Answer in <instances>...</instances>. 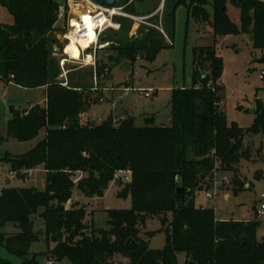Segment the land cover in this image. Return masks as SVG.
Returning <instances> with one entry per match:
<instances>
[{"label":"trees","instance_id":"obj_1","mask_svg":"<svg viewBox=\"0 0 264 264\" xmlns=\"http://www.w3.org/2000/svg\"><path fill=\"white\" fill-rule=\"evenodd\" d=\"M1 1L13 22L0 23V83L45 90L43 105L12 108L7 122L8 135L19 141L32 140L42 129L44 136L24 154L2 160L18 179L43 166L45 184L0 190V224L15 226V231L0 234V245L21 264H54L63 258L70 264H180L181 252L183 264H263L264 240L256 239L257 219L229 223L217 219L212 207L195 202V196L211 186L215 170H235L240 159L248 157V147L241 149L244 135L264 131V107L259 102L248 127L228 123L220 114L222 58L213 46L194 48L192 84L172 89L169 125L153 124L149 118L136 126L133 117L117 119L112 114L91 123L82 118L98 101L88 90L91 86L71 78L63 85L51 55L53 45H58L52 35L58 6H66L67 0ZM179 3L186 4L192 16L209 22L215 35L248 33L253 48L264 53V0H164L162 19L171 26ZM228 3L237 8L238 23L229 18L228 9L223 12ZM157 5L141 13L126 11L146 15ZM206 6L212 8V20ZM117 20L121 33L109 39L104 31L105 48L135 56L141 49L152 60L171 45L164 36L152 35L153 29L129 36L132 20ZM95 56V67L87 72L98 77L109 67L106 57ZM120 171H127L129 179L118 195L130 196L131 206L107 210V227L94 228L86 221L87 204L79 198L102 196ZM156 215L166 242L150 248L146 238L152 232L147 236L141 227ZM40 239L53 243L44 252L51 263H41L37 259L41 253L30 251ZM0 264L15 263L0 257Z\"/></svg>","mask_w":264,"mask_h":264},{"label":"rangeland","instance_id":"obj_2","mask_svg":"<svg viewBox=\"0 0 264 264\" xmlns=\"http://www.w3.org/2000/svg\"><path fill=\"white\" fill-rule=\"evenodd\" d=\"M156 2H158V7L161 0L142 3L138 0H116L114 6H122L124 13L130 14L126 10L141 13L144 8L154 6ZM226 7L229 18L238 23L237 8L229 3ZM206 10L208 18L212 20V8L206 6ZM73 14V6L66 5L64 16L56 18L52 35L57 40L58 46L65 44L63 35L67 34L70 29L69 18ZM118 17L132 20L129 36L137 33V21L116 15L112 21L114 24H119V27ZM12 22V14L0 0V23L10 24ZM160 24L165 35L154 28L151 34L164 36V41L171 42V45L162 48L152 60L146 59L141 49L136 50L135 56L113 47L105 48L106 43L101 44V47L104 46L103 49H99L100 46L97 45L95 49L92 47L86 51L93 53L95 50L94 54L97 53L99 58L106 57L104 61L108 64L109 70L96 77L95 73L92 76L87 72L90 67H95L96 56H93L94 65H85L82 59H70L61 50H53L51 55L57 60L60 72L57 79L64 80L60 76L63 72L60 59L66 57L67 60L63 65L66 78L77 80L86 87L91 86L88 89L89 92L97 98L104 99L90 105L87 111L89 120L98 123L112 114L118 117L131 116L136 126L145 125L149 118L153 119V124L169 125L172 89L189 87L192 84L194 48L212 45L222 58V71L218 78L223 95L220 109L225 114L228 123L235 122L241 127L250 126L255 117V104L259 102L264 107V75L263 78L259 77V72L264 71V64L257 62L262 53L253 48L250 35L244 32L215 35L209 22L199 20L189 14L184 3L176 5L172 26L164 18H161ZM119 27L117 29L110 27L104 33L109 39L116 38L115 33H121V30H118ZM148 88L152 90L150 96H144L143 92L138 91ZM44 101L45 90L43 87L23 88L10 82L8 84L0 83V190L12 186L44 187L45 169L43 166L32 169L24 178L18 179L10 173L8 166L2 160L6 155L24 154L45 133L42 129L37 137L28 141H19L8 135L7 122L11 117L10 107L14 106L17 110H23L29 104L43 105ZM243 145L248 147V157L241 158L235 170L213 172V178L216 176L218 183L217 193L213 197H207L202 190L195 196V202L202 206L212 207L217 219L229 223L257 219L256 239L261 241L264 240V213L257 214V209L261 203H264V131L254 134L246 133L243 137ZM126 172H118L102 196L89 200L83 197L79 198L82 203L87 204L86 221L94 228L107 227V210L130 208V196L118 195L121 186L128 179ZM224 176L225 179H223ZM116 179L119 180L118 185L114 184ZM234 180L236 181L233 182ZM168 217H170V213H168ZM159 218L157 215L150 216L141 227V232L147 236L148 232H152L146 238L150 248H161L166 242V234L164 230H161ZM36 224L40 225L39 222ZM12 231H15L12 222L0 224V234ZM52 247L53 243L40 239L31 244L30 251L41 253L37 259L41 263H46L47 258L50 257L44 252ZM0 257L8 258L15 264H21L20 260L7 252L2 245H0ZM184 259L185 253H179L180 264H183ZM54 264H70V262L67 258H63Z\"/></svg>","mask_w":264,"mask_h":264},{"label":"built area","instance_id":"obj_3","mask_svg":"<svg viewBox=\"0 0 264 264\" xmlns=\"http://www.w3.org/2000/svg\"><path fill=\"white\" fill-rule=\"evenodd\" d=\"M67 5L69 6H73V10H74V14L69 18V31L67 34H64V40H65V44L62 46L61 51L63 52L64 55L68 56V53H64V48L67 42L70 41V37H69V33L72 32L75 36L76 39H79L81 37H85L87 35L88 32V28H89V24L85 22V20L83 19V17L87 16L90 18V26L91 29L94 31L95 33V38L93 40H91L89 42V47H87L86 49L82 50V57L84 55H91L92 57L95 56V50L93 51V53L91 52H87V49H91L92 47L101 46L100 42H99V37L100 35L106 31L108 28L113 27V25H109L107 19L112 20V18L116 15L119 16H125V17H129L131 19H133L134 21H137V23L139 22H144L147 25L151 26L154 29H157L161 34H164V31L161 27V18H162V6L159 5L155 11L146 14V15H132V14H128V13H124L123 7L122 6H107V5H100L98 4V2H96L95 0H67ZM66 12V6L65 5H59L58 6V10H57V17L58 18H62L64 16ZM157 15V21H153L152 18L153 16ZM75 18L76 19V23L72 24L71 20ZM114 25H118L117 23H115ZM113 28H118V27H113ZM70 58V57H69ZM94 58V57H93ZM71 59V58H70ZM66 57H62L60 59V65L62 68V73L60 74L61 77L64 78V80L61 81V83L63 85H67V80H66V72L63 69V65L64 62L66 61ZM82 62L86 65V63L82 60ZM90 65H94V60L91 63H88ZM264 75V71L261 70L259 72V77L263 78ZM12 77V75H11ZM138 91L143 92L144 96H150L152 90L150 88L142 90L139 89ZM98 100L101 102L104 99L102 97H99ZM112 105H114L112 103ZM216 171V170H215ZM214 171V172H215ZM226 177L224 176L223 179H225ZM128 180V179H127ZM212 187L210 186L209 188L204 189V193L205 196L207 197H213L216 193H217V178L216 176L213 178V183ZM264 213V203H261L259 208L257 209V214H262ZM47 263H51V261H47Z\"/></svg>","mask_w":264,"mask_h":264},{"label":"bare ground","instance_id":"obj_4","mask_svg":"<svg viewBox=\"0 0 264 264\" xmlns=\"http://www.w3.org/2000/svg\"><path fill=\"white\" fill-rule=\"evenodd\" d=\"M107 21H108L109 25H114L112 20L107 19ZM74 22L76 23L75 18H73L71 20L72 24H74ZM88 33H89V28H88L87 35L85 37H81L79 39H76L74 34L72 32H70L69 33L70 41L66 43L65 48H64V53H68V55L71 59H75V60L82 59L86 64L93 62V57L91 55H87V56L84 55L83 57L81 55L82 50L89 47V42L91 40H93V38L89 39ZM91 33L95 37V33L92 29H91ZM73 51L75 52V54H73ZM90 59H91V62H89Z\"/></svg>","mask_w":264,"mask_h":264},{"label":"water","instance_id":"obj_5","mask_svg":"<svg viewBox=\"0 0 264 264\" xmlns=\"http://www.w3.org/2000/svg\"><path fill=\"white\" fill-rule=\"evenodd\" d=\"M95 1L98 2V4H100V5L112 6V5H114V3H115L116 0H95ZM163 1H164V0H161V3H160L161 6H163ZM222 10H223V12H225V11L227 10L226 6H223V7H222ZM152 29H153V28H152L151 26L147 25V24L144 23V22H139V23H138L137 31H138L141 35H142V34H145V33H147V32H150ZM105 40H106V36H105L104 34H101L100 37H99V42H100V44H104V43H106ZM106 44H107V43H106ZM53 48H54V50H56V51H59V50H60V47H59L58 45H56V44L53 45ZM257 62L264 64V53H262L261 56L257 59ZM12 108H14V106H11V107H10V113H11V111H12ZM220 114L223 115V114H224L223 111H220ZM93 122H94V121L91 120V123H93ZM243 147H244V145L242 144L241 149H243ZM114 184H115V185H118V184H119V180L116 179V180L114 181ZM179 190H180V188L177 189V191H179ZM233 225H234V224H231V227H233Z\"/></svg>","mask_w":264,"mask_h":264},{"label":"crops","instance_id":"obj_6","mask_svg":"<svg viewBox=\"0 0 264 264\" xmlns=\"http://www.w3.org/2000/svg\"><path fill=\"white\" fill-rule=\"evenodd\" d=\"M163 4H164V1H163ZM162 8H163V6H162ZM155 10H156V9H154L153 11H155ZM153 11H152V12H153ZM113 116H114V115H113ZM114 117L117 118V119L124 118V117H122V116H121V117H118V116H116V115H115ZM82 118H83V119L88 118V116H87V112H85V113L82 115ZM88 119H89V118H88ZM126 174H127V176H128V179H129V173L126 172Z\"/></svg>","mask_w":264,"mask_h":264},{"label":"clouds","instance_id":"obj_7","mask_svg":"<svg viewBox=\"0 0 264 264\" xmlns=\"http://www.w3.org/2000/svg\"><path fill=\"white\" fill-rule=\"evenodd\" d=\"M113 27H119L118 25H113ZM89 39H92V33H91V26L89 25V33H88ZM73 54H75V52L73 51ZM89 62H91V59L89 60Z\"/></svg>","mask_w":264,"mask_h":264},{"label":"snow or ice","instance_id":"obj_8","mask_svg":"<svg viewBox=\"0 0 264 264\" xmlns=\"http://www.w3.org/2000/svg\"><path fill=\"white\" fill-rule=\"evenodd\" d=\"M83 19L85 20L86 23H88V24L90 25V18H89V17L85 16V17H83ZM74 23H75V22H74ZM92 38H93V39L95 38V37L93 36V34H92Z\"/></svg>","mask_w":264,"mask_h":264}]
</instances>
